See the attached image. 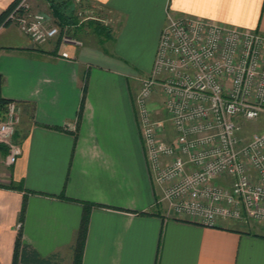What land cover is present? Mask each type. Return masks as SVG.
<instances>
[{
	"label": "crops",
	"instance_id": "crops-1",
	"mask_svg": "<svg viewBox=\"0 0 264 264\" xmlns=\"http://www.w3.org/2000/svg\"><path fill=\"white\" fill-rule=\"evenodd\" d=\"M15 1L0 0V14ZM70 1L100 18L72 29L83 45L0 29L1 93L20 108L22 147L8 165L0 146V264H12L25 198L24 243L59 264L73 262L85 202L98 205L82 264H264V221L205 226L159 201L135 106L168 13L264 34V0ZM32 6L62 25L48 0Z\"/></svg>",
	"mask_w": 264,
	"mask_h": 264
},
{
	"label": "built area",
	"instance_id": "built-area-1",
	"mask_svg": "<svg viewBox=\"0 0 264 264\" xmlns=\"http://www.w3.org/2000/svg\"><path fill=\"white\" fill-rule=\"evenodd\" d=\"M76 15V24H51L32 0H16L0 29L16 24L37 44L83 45L72 29L100 18L83 8ZM61 56L71 54L63 49ZM140 80L137 121L159 201L175 217L205 226L264 221V128L245 138L243 124L264 113V34L168 13L153 68ZM155 92L164 96L166 118L152 105ZM20 119L15 100L0 109L8 165L22 154Z\"/></svg>",
	"mask_w": 264,
	"mask_h": 264
},
{
	"label": "trees",
	"instance_id": "trees-1",
	"mask_svg": "<svg viewBox=\"0 0 264 264\" xmlns=\"http://www.w3.org/2000/svg\"><path fill=\"white\" fill-rule=\"evenodd\" d=\"M50 3V6L53 10L54 15L60 20L61 26L65 25H73L78 22V17L75 14L76 13V7L73 6L72 1L70 0H48ZM16 2V1H15ZM14 3L10 5L6 10H4L0 14V25L4 22L6 19L7 14L14 6ZM10 25V24H7ZM97 29L98 31H101L103 27L98 24ZM9 99H6L2 96L1 93V77H0V109H4L6 104L8 103ZM3 149L5 150V154L8 152V148L5 145H1ZM15 188H22L19 185H14ZM35 192V191H32ZM62 198H68L64 193L58 195ZM93 205H98L91 202H85L84 203V211L81 219L80 226L78 228L76 238L74 240L73 244V262L72 264H82L84 252H85V246H86V240L88 235V229H89V222H90V215ZM27 210V198H25L21 214H20V221H21V227L18 228V234L17 239L15 243V250H14V257L12 264H59L57 259V255H51L50 257L44 258L40 256L38 251L34 249L32 246L25 244L23 241V222L25 219Z\"/></svg>",
	"mask_w": 264,
	"mask_h": 264
},
{
	"label": "rangeland",
	"instance_id": "rangeland-1",
	"mask_svg": "<svg viewBox=\"0 0 264 264\" xmlns=\"http://www.w3.org/2000/svg\"><path fill=\"white\" fill-rule=\"evenodd\" d=\"M45 44V43H43ZM42 45V44H40ZM152 103L155 104V108H157L159 114H157L158 117L166 118L165 111H163L164 106V96L160 92H155L152 98ZM244 137H250L254 133L261 132L264 128V113L261 115V117L258 120L255 121H244ZM167 129L172 130L171 123H167Z\"/></svg>",
	"mask_w": 264,
	"mask_h": 264
}]
</instances>
